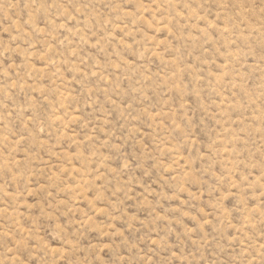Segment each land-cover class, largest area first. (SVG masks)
Listing matches in <instances>:
<instances>
[{
    "label": "rangeland",
    "instance_id": "obj_1",
    "mask_svg": "<svg viewBox=\"0 0 264 264\" xmlns=\"http://www.w3.org/2000/svg\"><path fill=\"white\" fill-rule=\"evenodd\" d=\"M0 264H264V0H0Z\"/></svg>",
    "mask_w": 264,
    "mask_h": 264
}]
</instances>
